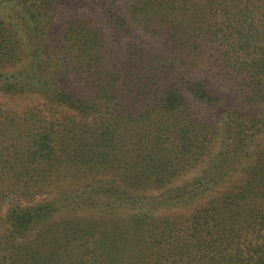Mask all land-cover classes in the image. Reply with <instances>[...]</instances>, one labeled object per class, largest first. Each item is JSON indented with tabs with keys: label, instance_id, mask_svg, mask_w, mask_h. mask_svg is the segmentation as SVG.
I'll use <instances>...</instances> for the list:
<instances>
[{
	"label": "trees",
	"instance_id": "1",
	"mask_svg": "<svg viewBox=\"0 0 264 264\" xmlns=\"http://www.w3.org/2000/svg\"><path fill=\"white\" fill-rule=\"evenodd\" d=\"M0 264H264V0H0Z\"/></svg>",
	"mask_w": 264,
	"mask_h": 264
},
{
	"label": "rangeland",
	"instance_id": "2",
	"mask_svg": "<svg viewBox=\"0 0 264 264\" xmlns=\"http://www.w3.org/2000/svg\"><path fill=\"white\" fill-rule=\"evenodd\" d=\"M2 100L7 107L20 109L24 106H28V105L35 103L37 101V98L33 96H22V97H16V98L2 97ZM199 169L200 168L189 173L183 180H186V179H189L191 177L198 175L201 172ZM180 183H182V181L178 182L177 184H180Z\"/></svg>",
	"mask_w": 264,
	"mask_h": 264
}]
</instances>
